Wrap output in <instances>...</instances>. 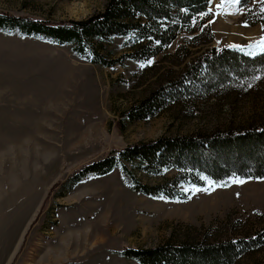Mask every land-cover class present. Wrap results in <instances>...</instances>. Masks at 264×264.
I'll return each instance as SVG.
<instances>
[{
  "label": "rangeland",
  "instance_id": "rangeland-1",
  "mask_svg": "<svg viewBox=\"0 0 264 264\" xmlns=\"http://www.w3.org/2000/svg\"><path fill=\"white\" fill-rule=\"evenodd\" d=\"M225 1L211 0L207 22L179 33L149 61L113 67L84 60L70 45L0 31V264H138L114 251L168 240L215 242L264 227V179L186 187V201L135 192L119 169L88 175L70 191L62 187L74 171L128 144L264 123L263 77L246 89L225 86L153 118L118 124L123 110L205 49L264 50V0H230L232 9L221 14ZM106 3L0 0V11L59 23L85 19ZM122 43L114 38L105 46L117 55L126 51ZM263 260L264 245L235 264Z\"/></svg>",
  "mask_w": 264,
  "mask_h": 264
},
{
  "label": "trees",
  "instance_id": "trees-1",
  "mask_svg": "<svg viewBox=\"0 0 264 264\" xmlns=\"http://www.w3.org/2000/svg\"><path fill=\"white\" fill-rule=\"evenodd\" d=\"M250 1L241 0V4ZM210 4L211 0H107L101 11L85 19L59 23L0 11V31L70 45L84 60L113 67L129 60L147 62L179 33H193L209 19ZM204 29L211 39L208 28ZM114 38L123 39L125 52L115 55L114 49L106 48ZM250 48L254 47L205 49L178 76L123 110L119 126L153 118L172 104L206 98L225 86H254L264 77V50L252 54ZM114 169L127 177L133 191L178 201L189 199L186 187H226L237 179H264V123L128 144L74 171L62 187L70 191L88 175L103 176ZM169 171L174 173L166 176ZM141 175L163 179L145 183ZM263 245L261 227L247 236L215 242L168 240L156 247H124L114 252L138 264H235L241 255ZM257 264H264V260Z\"/></svg>",
  "mask_w": 264,
  "mask_h": 264
},
{
  "label": "bare ground",
  "instance_id": "bare-ground-1",
  "mask_svg": "<svg viewBox=\"0 0 264 264\" xmlns=\"http://www.w3.org/2000/svg\"><path fill=\"white\" fill-rule=\"evenodd\" d=\"M225 2H226L225 3V6H224L223 10L221 11V14L226 13L230 9H232V3H231V1L230 0H226Z\"/></svg>",
  "mask_w": 264,
  "mask_h": 264
},
{
  "label": "snow or ice",
  "instance_id": "snow-or-ice-1",
  "mask_svg": "<svg viewBox=\"0 0 264 264\" xmlns=\"http://www.w3.org/2000/svg\"><path fill=\"white\" fill-rule=\"evenodd\" d=\"M235 2L239 3V2H240V0H235ZM262 43H264V42H262ZM240 182H242V181H240Z\"/></svg>",
  "mask_w": 264,
  "mask_h": 264
}]
</instances>
